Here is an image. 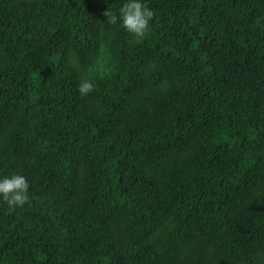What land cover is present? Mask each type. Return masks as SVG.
Returning <instances> with one entry per match:
<instances>
[{"label": "trees", "instance_id": "16d2710c", "mask_svg": "<svg viewBox=\"0 0 264 264\" xmlns=\"http://www.w3.org/2000/svg\"><path fill=\"white\" fill-rule=\"evenodd\" d=\"M123 2L0 0V264H264V0Z\"/></svg>", "mask_w": 264, "mask_h": 264}, {"label": "clouds", "instance_id": "9594fccd", "mask_svg": "<svg viewBox=\"0 0 264 264\" xmlns=\"http://www.w3.org/2000/svg\"><path fill=\"white\" fill-rule=\"evenodd\" d=\"M153 11L147 7L144 0H124L116 11L108 7L103 16L109 25L116 24L134 39L145 36L153 17ZM96 72L103 71L105 74L110 71L103 63L95 66ZM95 82L90 74L83 75L78 85V92L81 96H87L94 90ZM29 200V182L20 173L0 176V201L8 206H23Z\"/></svg>", "mask_w": 264, "mask_h": 264}]
</instances>
